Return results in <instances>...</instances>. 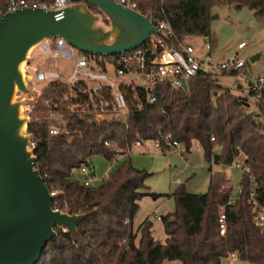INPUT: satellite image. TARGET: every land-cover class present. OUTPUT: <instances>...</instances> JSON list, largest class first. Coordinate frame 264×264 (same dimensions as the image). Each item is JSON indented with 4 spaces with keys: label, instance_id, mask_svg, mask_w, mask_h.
Instances as JSON below:
<instances>
[{
    "label": "trees",
    "instance_id": "1",
    "mask_svg": "<svg viewBox=\"0 0 264 264\" xmlns=\"http://www.w3.org/2000/svg\"><path fill=\"white\" fill-rule=\"evenodd\" d=\"M6 2L0 0V9L4 10ZM143 5L153 10L155 19L169 23L175 38L167 43L177 48L187 38H203L214 51L216 38L211 24L218 7H246L264 23V0H164L163 5L149 0ZM216 77L199 74L185 88H160L157 103L132 111L127 124L78 123L72 140L50 136L46 123L36 120L48 111L46 101L60 97L56 83L42 89L36 103L28 107V134L38 139L36 168L50 192L56 194L54 209L86 218L76 232L57 229L58 236L46 246L38 264H223L233 253L240 261L264 264V230L255 225L247 179L242 180L240 198L229 206L232 189L226 187L227 178L224 172L212 170L213 165L229 166L240 154L246 156L264 204V102L257 105L258 112L249 113L247 101L222 89ZM140 97L144 101L142 94ZM167 135L187 149L193 144L200 146L210 167V183L205 194H190L179 184L171 195L176 210L162 218L166 240L161 243L155 240L149 219L138 233L132 230L143 197L140 190L146 188L150 177L133 166L132 158L109 173L99 188L75 181L73 171L82 166L91 168V160L97 156L112 161L114 154L104 145L107 140L126 148L137 141H162ZM222 212L228 223L225 237L220 235Z\"/></svg>",
    "mask_w": 264,
    "mask_h": 264
},
{
    "label": "built area",
    "instance_id": "2",
    "mask_svg": "<svg viewBox=\"0 0 264 264\" xmlns=\"http://www.w3.org/2000/svg\"><path fill=\"white\" fill-rule=\"evenodd\" d=\"M116 1L125 9L144 13L147 8L141 11V5L149 0ZM159 1L163 5L164 0ZM70 6V0H7L4 10L0 9V21L3 15L23 9L52 11L56 13L55 19L59 21L64 18ZM161 13L163 14V9ZM154 25L158 30L165 32L167 39L153 34L138 49L114 56L83 53L61 38L44 40L33 49L30 56L35 60L25 66V70L31 74L33 84H42L43 89L56 83L60 90L58 99L46 101L48 107L46 114L36 117L37 121L46 123L50 136H65L72 140L78 133L75 129L78 123L127 124L132 111L140 112L146 106L157 103L160 88L167 87L172 91L182 89L183 82L187 86L188 81L199 74L220 76L237 71L244 76L246 88L254 105L264 102V74L253 75L248 70V62L238 56L218 61L214 57L210 43L205 40L202 53H198L186 41L179 48L169 46L167 40L175 38L169 23L162 18H154ZM245 48L246 44L242 42L238 45L237 51L241 52ZM40 60L42 61L39 62ZM140 94L144 96V101L141 100ZM262 122L264 123V119ZM37 143L38 139L32 138L29 147L34 150ZM151 143L152 155L155 156L167 153L180 154L178 150L182 145L174 140L172 135L165 136L162 141ZM146 144L137 141L132 147L122 148L115 141L107 140L104 143L114 154V159L110 161L112 167L122 159L131 158L135 150ZM220 167L242 175L239 185L231 178H227L226 187L232 189L229 206H233L240 198L244 190L242 180L244 177L247 179L248 202L253 207L254 222L258 228L264 230V204L259 200L257 179L248 158L240 154L231 165ZM78 169L86 177L82 184L93 187L96 175L91 168L82 166ZM157 219L162 220L160 217ZM219 224L220 235L225 237L228 223L224 212L219 217ZM236 259L237 253L226 258L229 264Z\"/></svg>",
    "mask_w": 264,
    "mask_h": 264
},
{
    "label": "water",
    "instance_id": "3",
    "mask_svg": "<svg viewBox=\"0 0 264 264\" xmlns=\"http://www.w3.org/2000/svg\"><path fill=\"white\" fill-rule=\"evenodd\" d=\"M70 2L59 21L55 12L41 9L7 13L0 21V264H38L57 229L76 232L86 218L54 209V196L29 147L28 107L38 98L25 66L35 60L33 49L44 40L61 38L83 53L114 56L138 49L153 34L167 39L155 27L152 9L138 13L116 0ZM83 5L93 7L96 15ZM102 16L109 26L102 24Z\"/></svg>",
    "mask_w": 264,
    "mask_h": 264
},
{
    "label": "rangeland",
    "instance_id": "4",
    "mask_svg": "<svg viewBox=\"0 0 264 264\" xmlns=\"http://www.w3.org/2000/svg\"><path fill=\"white\" fill-rule=\"evenodd\" d=\"M86 12L96 15L94 9L83 5ZM141 11H145L142 4ZM213 16L217 18L212 21L211 29L216 38V49L213 51L217 60H229L235 56L249 63L248 70L253 75L264 74V23L259 22L248 8L235 9L234 6H223L214 9ZM102 24L109 26V21L102 16ZM186 42L191 44L198 53H202L203 38H187ZM244 42L246 48L241 52L237 51L238 45ZM256 58L255 62H251ZM40 60L39 62H41ZM218 84L225 91H229L233 96L247 101L249 107L247 111L258 112L257 106L249 96L244 76L220 75L216 77ZM243 86L239 89L238 86ZM43 85H34L37 98L41 95ZM221 94V93H219ZM33 97H30L32 100ZM263 121V118H261ZM153 144L147 143L142 148L135 150L132 158L133 166L141 171H146L150 177L146 181V188L140 190L143 195L139 201V211L136 214L132 230L136 234L139 227L149 219L154 224V237L161 243L165 238L163 222L157 220L158 217H165L176 210V204L171 195L178 189V182L182 183L186 191L190 194H205L210 183V167L206 163L204 153L200 146L193 144L190 152L183 145L179 148V153H167L164 155H152ZM220 152V149H217ZM128 159L116 162L112 167L109 160L103 157H94L91 160V170L94 172V188H99L104 183L105 177L113 173L121 164ZM214 173L224 172L226 178L239 185L242 175L238 172L224 170L220 166H212ZM79 169L73 171V179L79 183L85 180ZM156 195L154 198L152 195ZM164 264H179L178 262H165ZM223 264H229L226 259ZM231 264H249L247 262L234 260Z\"/></svg>",
    "mask_w": 264,
    "mask_h": 264
},
{
    "label": "crops",
    "instance_id": "5",
    "mask_svg": "<svg viewBox=\"0 0 264 264\" xmlns=\"http://www.w3.org/2000/svg\"><path fill=\"white\" fill-rule=\"evenodd\" d=\"M185 41H186V40H185ZM222 60H225V59H220V60H218V61H222ZM238 88H239V89H243V86H240V85H239ZM247 107H248V105H247ZM196 145H197V144H196ZM192 147H193V146H192ZM191 149H192V148H191ZM191 149H187V151L190 152ZM160 218H163V217H160ZM157 220H158V219H157ZM159 221H162V220H159ZM154 232H155V231H154V224H153V236H154ZM154 238H155V237H154ZM155 240H156V239H155ZM165 240H166V238H165L162 242H165Z\"/></svg>",
    "mask_w": 264,
    "mask_h": 264
}]
</instances>
